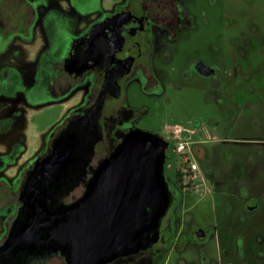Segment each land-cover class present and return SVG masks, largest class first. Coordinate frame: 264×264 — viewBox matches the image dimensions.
<instances>
[{
  "label": "flooded vegetation",
  "instance_id": "obj_1",
  "mask_svg": "<svg viewBox=\"0 0 264 264\" xmlns=\"http://www.w3.org/2000/svg\"><path fill=\"white\" fill-rule=\"evenodd\" d=\"M212 5L221 24L238 31L233 50L215 63L194 56L181 72L212 94V155L198 139L191 146L209 174L212 221L195 218L191 184L168 183L172 204L158 241L105 264H264V0H0V264L9 262L16 223L32 214L26 188L56 138L103 94L98 131L88 137L99 141L90 153L85 143L58 183L53 201L68 207L142 116L170 102L164 80L174 48L184 34L212 26ZM133 86L147 100L141 106L129 103ZM46 100L71 105L24 158L28 112ZM192 121V137H204L202 123ZM12 260L69 264L56 246Z\"/></svg>",
  "mask_w": 264,
  "mask_h": 264
},
{
  "label": "water",
  "instance_id": "obj_2",
  "mask_svg": "<svg viewBox=\"0 0 264 264\" xmlns=\"http://www.w3.org/2000/svg\"><path fill=\"white\" fill-rule=\"evenodd\" d=\"M103 103L102 94L89 115L77 118L56 138L38 165L26 188L32 214L17 222L10 235L5 246L8 264L32 249L53 246L63 250L69 264H105L158 241L172 197L165 179L168 142L156 134L132 129L101 164L82 197L68 207L53 201L67 165L76 161L85 143H90L85 150L90 153L99 141L88 137L98 131Z\"/></svg>",
  "mask_w": 264,
  "mask_h": 264
},
{
  "label": "rangeland",
  "instance_id": "obj_3",
  "mask_svg": "<svg viewBox=\"0 0 264 264\" xmlns=\"http://www.w3.org/2000/svg\"><path fill=\"white\" fill-rule=\"evenodd\" d=\"M220 0H218V3ZM218 6V5H217ZM216 6L212 5V26L203 28L190 34H184L180 42L174 48V56L168 67L165 69L164 86L166 95L170 98L168 104L162 102V106L143 115L137 124V128L156 134L166 140L170 145L173 143L168 136V124L179 123L184 126H192V120L197 119L202 123L201 128L206 132L200 140L201 145L212 155V137L209 132L212 130L210 121L214 105L212 103V94L204 91V88L198 83L188 84L181 78V72L186 62L194 56L201 57L205 60H212V63L219 61V56H225L233 50L231 39L238 33L237 29L226 27L221 24L217 15ZM146 99L140 94L137 87L133 86L129 92V103L137 107L146 103ZM35 110H29L27 135V152L26 157L36 152L41 142L42 133L54 126L58 120L70 108L71 102H50ZM50 102V103H49ZM257 116V113H255ZM24 160V159H23ZM212 167V165H210ZM183 169V158L175 152L166 153L165 158V179L167 183L176 185L178 181H186L192 185L195 193L197 208L195 218L202 225H208L212 221V207L214 200L211 189L208 171L198 169L197 177L191 181L188 177L177 178V172ZM192 198V197H191ZM221 209L220 206H218ZM221 215L222 212L219 211ZM207 216V217H206ZM206 217V218H205ZM212 245L207 246L211 250Z\"/></svg>",
  "mask_w": 264,
  "mask_h": 264
},
{
  "label": "built area",
  "instance_id": "obj_4",
  "mask_svg": "<svg viewBox=\"0 0 264 264\" xmlns=\"http://www.w3.org/2000/svg\"><path fill=\"white\" fill-rule=\"evenodd\" d=\"M193 133L194 130L190 127L179 123L168 126V136L173 142L174 152L180 154L183 158V169L181 172L184 175L190 174L191 181L196 179V172L199 169V164L191 151V146L195 141L192 137Z\"/></svg>",
  "mask_w": 264,
  "mask_h": 264
},
{
  "label": "trees",
  "instance_id": "obj_5",
  "mask_svg": "<svg viewBox=\"0 0 264 264\" xmlns=\"http://www.w3.org/2000/svg\"><path fill=\"white\" fill-rule=\"evenodd\" d=\"M183 176H184V174H183L182 172H179V171L177 172V178H178V179H180V178L183 177Z\"/></svg>",
  "mask_w": 264,
  "mask_h": 264
}]
</instances>
